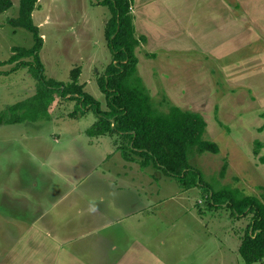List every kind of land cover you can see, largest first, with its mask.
I'll return each mask as SVG.
<instances>
[{"label":"rangeland","instance_id":"rangeland-1","mask_svg":"<svg viewBox=\"0 0 264 264\" xmlns=\"http://www.w3.org/2000/svg\"><path fill=\"white\" fill-rule=\"evenodd\" d=\"M101 1L40 0L33 20L44 40L45 76L69 83L81 68L79 84L106 109L97 79L112 61L105 37L111 13ZM12 2L0 15V264H246L239 247L252 215L236 217L208 196L238 189L264 203V164L254 155L260 142L264 156V67L251 75L264 64V0H133L136 35L149 39L136 50L138 73L153 104L166 97L164 109L200 114L204 139L220 148L190 155L204 183L192 189L125 161L112 136L89 137L97 118H72L75 101L56 96L49 119L5 123L38 83L34 67L6 64L14 48L34 45L32 33L10 25L20 11V0ZM194 9L200 27L187 35L175 23ZM235 12L259 16L252 19L259 27L237 19L233 36L249 45L220 55L213 47L233 44L224 22ZM192 36L206 50L195 43L183 49ZM250 87L258 93L247 94Z\"/></svg>","mask_w":264,"mask_h":264},{"label":"trees","instance_id":"trees-1","mask_svg":"<svg viewBox=\"0 0 264 264\" xmlns=\"http://www.w3.org/2000/svg\"><path fill=\"white\" fill-rule=\"evenodd\" d=\"M40 0H20L19 16L10 21L15 28H22L33 34L34 45L29 48L16 47L14 55L6 64L14 65L12 71L22 67H34L37 79V93L34 97L18 102L9 110L6 124L49 119V110L54 98L75 101L76 110L72 118H81L93 112L96 123L87 130L91 138L113 137L116 150L125 161L138 163L142 168L154 167L178 180L185 189L204 186L201 173L190 165V155L210 152L218 154L219 146L204 139L207 131L205 119L197 113L178 107L161 105L168 102L163 98L161 105L153 99L138 73L136 50L147 42L145 36H137L133 16V0H102L111 17L107 23L105 37L112 55L103 76L97 83L105 95L107 108L85 91L79 84L81 68L71 72V82L63 83L48 79L44 74L41 50L44 40L40 28L35 25L33 13ZM12 0H0V15L10 10ZM155 58V55H150ZM264 118V112L260 115ZM255 156H259L262 144L256 142ZM264 164V156L259 158ZM227 164L222 168L225 176ZM264 190V188L262 189ZM210 191V190H209ZM208 196L210 205H226L237 217L252 215L251 224L241 239L239 253L246 264L264 261V203L254 196H245L238 189L226 188Z\"/></svg>","mask_w":264,"mask_h":264},{"label":"crops","instance_id":"crops-1","mask_svg":"<svg viewBox=\"0 0 264 264\" xmlns=\"http://www.w3.org/2000/svg\"><path fill=\"white\" fill-rule=\"evenodd\" d=\"M213 1L214 0H210V2H213ZM148 5L149 4H147L145 6H148ZM145 6L143 5L142 8L144 9ZM194 11L196 13L195 12L192 13V12H189V11L188 12H183V16L180 19L176 20V23L175 24H177L180 28H182V33H185V34L188 35L192 31L198 32L200 25H199V23L197 24V23H195L192 20H193V18H195V16L196 17H200V16H199V13L197 12L196 9H194ZM137 15H138V13H137ZM133 16L136 17V13H135V8L134 7H133ZM257 18H260V17L259 16H253V14L248 13V12H244L243 14H241V16H237V13L235 12L232 15H230L228 18H225L224 28L226 29V32L228 34L229 41L230 42H233V44L229 48H227L226 46H223V48H222V45L225 44L226 41H225V43H216V45L213 47V50L219 51L220 52V55H221V53L222 54L223 53L224 54H228L230 52V50H233V51L239 50L241 47L243 48V47L249 45V42L250 41L248 39L245 40L244 37H242V36L239 37V38H237V36H233V32H235V31H233L232 29H233V27L234 28L238 27V24L239 23H238V20L237 19H239V20L241 19L245 24H247L249 26L254 25V26L259 27V23L252 20V19H257ZM249 32H251V31L249 30ZM136 33H137V30H136ZM139 35L140 36H145V35H141V34H139ZM234 35H235V33H234ZM233 37H234V39L232 40ZM244 40H245V42H244ZM148 41H149V39L147 38V42L145 44H147ZM186 41H187V43H186L187 45H183L182 46L183 49H190L191 47H193V43H195L198 46V49L199 50H203V51L206 50V47H204V44H206L205 41H201L199 39V37L195 38V36H192V39L191 40L190 39H187ZM186 41H183L182 43L184 44ZM242 41L244 43H242ZM189 42H190L191 46L189 45ZM208 44L210 45L211 43L209 42ZM209 48H211V47H209ZM153 55H155V54H153ZM156 57H157V55H156ZM256 67H258V68L264 67V64L263 65H255L253 67V71H252L251 75H253V74L254 75H259L260 74V71L257 70ZM248 91H247V94H257L258 93L257 92L258 90L256 88H254V87H250V89H248ZM263 128H261V129H263ZM257 157L259 159L260 157H263V156H260V154H259V156H257ZM54 243L55 244H58V242H56V241Z\"/></svg>","mask_w":264,"mask_h":264}]
</instances>
